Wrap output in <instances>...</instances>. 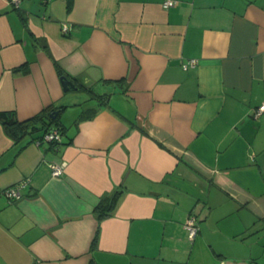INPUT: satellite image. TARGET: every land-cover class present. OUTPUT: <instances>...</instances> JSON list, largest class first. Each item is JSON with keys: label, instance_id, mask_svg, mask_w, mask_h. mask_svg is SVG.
I'll return each instance as SVG.
<instances>
[{"label": "crops", "instance_id": "crops-1", "mask_svg": "<svg viewBox=\"0 0 264 264\" xmlns=\"http://www.w3.org/2000/svg\"><path fill=\"white\" fill-rule=\"evenodd\" d=\"M164 1L0 0V264H264V0Z\"/></svg>", "mask_w": 264, "mask_h": 264}, {"label": "trees", "instance_id": "trees-1", "mask_svg": "<svg viewBox=\"0 0 264 264\" xmlns=\"http://www.w3.org/2000/svg\"><path fill=\"white\" fill-rule=\"evenodd\" d=\"M72 0H68L67 3V10L71 9ZM59 76L67 77L64 72L58 68ZM79 89L82 91H88L87 88L78 85ZM52 110L46 109L44 112L35 115L34 117L25 120V121H18L15 117L13 112H0V125L3 128L5 134L13 141L17 142L21 140L25 135L32 134L33 132H38L43 130V135L51 130H58L62 136L64 128L59 125L58 118L54 120L51 119L50 113ZM42 122V126L37 127L36 123ZM42 135V137H43ZM62 142V140H61ZM60 142V143H61ZM58 143V144H60ZM52 144V143H51ZM53 145V144H52ZM117 193L110 196L106 200L100 202L95 208L94 212L97 216L98 221H102L112 215V211L117 204ZM88 264H94L92 260L88 262Z\"/></svg>", "mask_w": 264, "mask_h": 264}, {"label": "built area", "instance_id": "built-area-1", "mask_svg": "<svg viewBox=\"0 0 264 264\" xmlns=\"http://www.w3.org/2000/svg\"><path fill=\"white\" fill-rule=\"evenodd\" d=\"M21 0H10V3L14 6V7H18L20 4ZM176 5V1L174 0H165L161 6L163 9H169L172 8ZM61 32L63 34H67L68 32V28L64 25L61 28ZM196 64V62L194 60H189L186 63L182 64V68L184 70H186L187 68L190 67H194ZM262 113H264V103H262L260 106H258L255 111H254V116L257 117L259 115H261ZM43 140L47 141L49 143L52 144H58L61 142L62 140V136L60 134V132L56 129L48 131L47 133H45L43 135ZM66 167V163L65 162H60V163H51L49 165L50 171H51V175L53 177H58L60 175H62L64 169ZM28 180H23L15 185L9 186L7 188H5L3 190V194L6 196V198L12 200V199H18L21 195V190L27 185ZM184 230L186 231L187 234V239L190 242H193V240L195 239L196 235L198 234L199 231V227H198V222H197V218L194 214H189L184 222Z\"/></svg>", "mask_w": 264, "mask_h": 264}, {"label": "water", "instance_id": "water-1", "mask_svg": "<svg viewBox=\"0 0 264 264\" xmlns=\"http://www.w3.org/2000/svg\"><path fill=\"white\" fill-rule=\"evenodd\" d=\"M60 84L64 92L79 91V87L70 79L65 76L60 77ZM58 111H53L50 113L51 119H55Z\"/></svg>", "mask_w": 264, "mask_h": 264}, {"label": "rangeland", "instance_id": "rangeland-1", "mask_svg": "<svg viewBox=\"0 0 264 264\" xmlns=\"http://www.w3.org/2000/svg\"><path fill=\"white\" fill-rule=\"evenodd\" d=\"M72 92H76V91H72ZM94 92H95V91L93 90L92 93H94ZM96 92H97V91H96ZM73 94H81V95H80L81 98L76 99L75 102H77V101H82V100H84V99H86V98L88 97V94H85V93H83V92H80V93H73ZM65 117H66L65 115L62 116V119H61L62 122L65 121Z\"/></svg>", "mask_w": 264, "mask_h": 264}]
</instances>
